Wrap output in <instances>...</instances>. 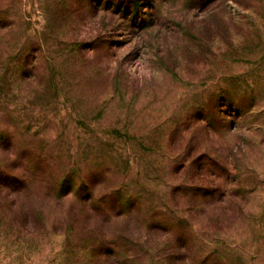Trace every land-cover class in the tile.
<instances>
[{
    "label": "rangeland",
    "instance_id": "rangeland-1",
    "mask_svg": "<svg viewBox=\"0 0 264 264\" xmlns=\"http://www.w3.org/2000/svg\"><path fill=\"white\" fill-rule=\"evenodd\" d=\"M4 175L0 264H264V0H0Z\"/></svg>",
    "mask_w": 264,
    "mask_h": 264
},
{
    "label": "trees",
    "instance_id": "trees-1",
    "mask_svg": "<svg viewBox=\"0 0 264 264\" xmlns=\"http://www.w3.org/2000/svg\"><path fill=\"white\" fill-rule=\"evenodd\" d=\"M18 182H20L21 184H26V181H19L18 179H16L15 177L11 176V175H4L2 177H0V183L3 186H6L7 189L10 188L9 186H11L12 188H16L18 187ZM70 186V182L68 179H65L62 181V183H60V191H63L66 187ZM86 187L85 185H83L82 189Z\"/></svg>",
    "mask_w": 264,
    "mask_h": 264
}]
</instances>
